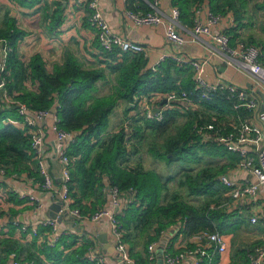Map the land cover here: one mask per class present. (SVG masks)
<instances>
[{
  "label": "trees",
  "instance_id": "trees-1",
  "mask_svg": "<svg viewBox=\"0 0 264 264\" xmlns=\"http://www.w3.org/2000/svg\"><path fill=\"white\" fill-rule=\"evenodd\" d=\"M9 1L19 10L33 9L38 5L46 13L51 8L46 3H41V0ZM170 4L179 10V20L189 17L192 20L194 8L204 4L213 13L228 11L239 20L247 0H170ZM129 7L149 10L144 0H129ZM62 15L63 7L58 1L54 3L45 19L54 28L58 22L60 23ZM26 34L13 15H5L0 26V38L8 42L11 52L1 73L3 85L0 90L12 95L14 100L25 103L33 112L55 108L57 126L74 134L67 147V154L72 158L68 182L72 208H77L84 215L94 213L97 209L105 207L109 187H117L126 203L114 216L120 225V239L127 245L129 255L135 264L150 263L147 257L148 245L160 240L171 226H178L171 240L180 234L190 236L200 229L218 230L222 233L231 231L234 225L229 219L232 211L228 213L218 202L221 189L225 190V186H222L219 180V176L225 174L223 165L213 163L214 165L202 166L194 175L184 171L178 181L179 184H185L190 195L204 196L201 206H197L181 198L176 190L172 193L167 191L170 177L162 179L155 170H145L141 165L126 164L130 154L136 150V147L128 148L127 145L132 140L133 131L136 136L143 129V125L163 135L174 125L178 115L187 114L189 120L186 126L184 125V131H190V135L187 137L183 132L180 137L183 140L187 138L184 150L195 154L196 151L192 152L191 148L196 147L204 152L205 156H227L231 162L237 163L238 156L224 144L201 141L195 133L194 126L205 124L215 117V129L219 133H225L230 131L228 130L230 125L220 119L222 118L220 113L214 116L208 109H216L219 112L243 111L247 121L252 120L250 110L235 109L231 101L235 98L228 99L226 91H217L209 100L200 101L207 112L202 108L201 114L197 115L198 108L183 107L185 111L181 113L182 109L181 112L177 111L174 104L164 112L160 121L137 115L131 122L129 133L126 134L121 128L104 137L108 116L119 101L126 102L125 110L128 111L133 109V105L130 104L136 105L142 95L155 92L162 94L179 89L192 90V72L180 83L176 82L175 78V74L183 68L190 69V65L180 66L166 58L155 69L149 68L142 53L120 51L118 48L107 51L101 47L96 35L93 46L97 49L95 53L97 66L83 67L77 58L70 54L60 66L56 65L54 71L50 72L39 55L25 61L23 56L18 54L20 41ZM105 68L114 74L115 82L111 92L95 96L92 92L97 88V82L106 78ZM4 103L0 101V168L4 169L6 175L28 171L34 181L40 184L42 176L27 128L8 122L10 119H19V115L15 105ZM138 121H143V124H139ZM175 142L172 140L169 147L160 153L167 161H171L174 155H177L174 149L172 150ZM178 154H182L180 158L182 160L191 159L184 151L179 150ZM29 163L33 164V168L30 169ZM130 190L134 191L131 197L128 195ZM18 204L23 205L17 207ZM31 207L33 208V203L27 197H20L7 189L4 181H0V217L10 216L7 225H0V264H7L12 253L16 260L25 264H98L96 260L86 255L92 247L91 239L82 238L74 231L61 234L52 243L48 239L50 232L48 226H37L36 235H33L30 229L17 231L20 222L15 225L13 218L22 209ZM142 249L144 255L140 253ZM251 250L237 252L236 255L247 259ZM170 251L168 246L165 247L164 252ZM217 256V252L210 247L201 264H217Z\"/></svg>",
  "mask_w": 264,
  "mask_h": 264
},
{
  "label": "built area",
  "instance_id": "built-area-1",
  "mask_svg": "<svg viewBox=\"0 0 264 264\" xmlns=\"http://www.w3.org/2000/svg\"><path fill=\"white\" fill-rule=\"evenodd\" d=\"M149 10L133 9L126 6L123 10L124 16L135 25H162L164 35L168 41L181 43L184 39L177 31L179 25V10L176 7H171L167 15L159 10V0H144ZM76 7L84 9L87 13V22L96 31L97 38L101 47L107 51L118 48L120 51H132L143 53L145 47L143 45L128 40L118 33L114 32L105 19L100 6L99 0H72ZM202 5L196 6L193 10L191 29L196 36H211L217 46L209 49L205 57L188 58L179 55H162L160 60L170 58L180 66L190 65L192 68L193 89L186 90H170L165 93L155 92L152 94L142 95L137 104L139 105L138 114L147 119L160 121L163 118L164 112L170 109L175 103L183 101L190 105H197L200 101L209 100L217 91H226L227 98L234 97L231 100L235 109L245 108L252 112V120L257 122L243 120L239 125H230L233 130L219 133L215 129V117L205 124L194 126L195 133L201 141H216L224 144L229 150L233 151L238 156L236 166L249 172L255 179L254 182L240 183L229 178L226 174L219 176L220 182L228 189L229 195L232 197L256 198L259 193L264 196V110H261L263 103L257 95V91L261 90L264 93V62L261 59L260 48L253 44L242 40H236L231 44L230 35L226 31L213 33L211 27L217 25L223 18L221 13H213L208 10L205 20L201 18ZM11 52V47L5 39L0 38V72L4 70L8 55ZM215 57L221 60L225 65L241 72L253 80V86L249 89L237 87L232 83L222 81H210L203 75V65L210 57ZM3 85H0V89ZM0 101H4L5 105H15L19 119H10L8 122L19 127H26L31 139V147L34 157L37 160L38 169L42 176V182L37 183L41 189L52 191L55 188L53 177L49 171L47 160L43 154V133L37 126V123L49 115L50 110L31 111L30 108L22 102L13 99V96L6 91L0 90ZM165 99L164 103H161ZM160 101L159 105H154ZM58 106V104H57ZM53 110L52 130L57 137L62 140V146L57 151V161L60 164V182H59V200L61 203V211H67L77 220L96 221L101 217L109 220L111 231L114 236V249L117 253V262L122 264H135L134 259L129 255L127 245L121 241V231L118 220L114 214L120 202V191L117 187H109L108 199L112 206V210L107 207L99 208L94 213L82 214L77 208L70 206V196L68 193V182L70 180V167L72 158L67 154V147L73 140L74 134L69 131L60 129L57 126L58 117ZM6 174L3 168H0V181H4ZM129 197L134 195V191H128ZM20 197H27L33 203V210L38 211L42 208L43 202L38 194L25 193ZM126 200V199H125ZM252 222L256 221L252 217ZM18 219L13 218V223L18 224ZM48 226L50 232L48 234L49 242H54L61 234H68L67 229L60 230L56 219L45 218L36 223L26 224L21 223L19 230L26 231L30 229L33 235L37 234V226ZM173 231L178 226H172ZM166 234V233H165ZM193 238L196 245L192 251V264H201L202 258L207 255L208 248L212 247L217 253L222 255L227 250L226 235L218 230L209 231L202 229L194 233ZM156 242H152L147 247V257L150 260L149 264H153L155 259ZM164 247V246H163ZM162 251L164 264H179L183 256L182 253L171 254ZM87 257L96 260L98 264H107L102 255L93 252L92 248L87 252ZM250 264H261L264 259V248L256 247L254 252L248 255ZM7 264H25L14 258V253L10 254Z\"/></svg>",
  "mask_w": 264,
  "mask_h": 264
},
{
  "label": "crops",
  "instance_id": "crops-1",
  "mask_svg": "<svg viewBox=\"0 0 264 264\" xmlns=\"http://www.w3.org/2000/svg\"><path fill=\"white\" fill-rule=\"evenodd\" d=\"M41 1V3H46L43 2V0ZM56 1H59L62 4L63 14L74 13L76 15L82 13L84 10L80 7H76L72 3V0ZM99 6L109 26L114 32L145 47V51L142 54L146 57L147 67L149 68L155 69L161 62L160 57L165 54L185 56L188 58H201L207 55L209 49H213L217 46L215 40L211 36H196L193 33L191 29L192 20H190V17L186 19L181 18L179 21V25H177L176 29L184 41L181 43H175L167 40L162 25H135L127 19L123 14V10L126 6H129V0H99ZM202 6L201 18L205 20L209 7L206 4ZM171 7L170 0H159V10L165 15L169 13ZM27 11L29 12V10ZM223 12L221 13L223 18L220 22L211 27L213 33L226 31L230 35L231 44H234L236 40L252 42L260 48L261 58L264 61V0H247V5L245 6L242 17L239 20H236L231 12ZM82 16L84 17V15ZM82 22L81 25L86 26L92 31L90 41L83 45L84 52L88 53V57L91 61L97 63L95 59L97 49L93 46V39L96 37V31L94 28H91L86 19L83 18ZM191 72V68H183L177 74L174 73L176 82L180 83L182 80L186 79ZM203 75L210 81L232 83L241 88L249 89L253 86V80L251 78L225 65L221 60L213 56L204 63ZM124 103L125 102H122L120 105ZM156 104L159 105L160 101L154 103V105ZM132 105L133 109L128 111L125 110L122 119L126 118V121H131L134 117L139 115V105L133 103ZM183 107H191L192 109L198 108L197 111L199 112L197 115L201 114L200 109L202 108L204 112H207L206 107L200 103L197 105H190L183 101L175 103L174 109L181 112ZM184 111L185 109H182L181 113ZM208 111L214 116L215 114L220 113L219 115L222 117L220 119L228 125H239L245 120L243 111L225 110L219 112L216 109H208ZM111 112L116 115L115 110H112ZM119 115L120 114H118L117 118L118 120H121L119 119ZM180 115H178V117ZM52 118L53 117L47 115L43 120L37 123V126H39L43 133V154L47 160L49 171L55 183V188L52 191L41 189L28 171H21L19 174H7L4 179V185L6 188L10 191H14L19 196L25 193H34L38 194L42 199L43 206L40 210L34 211L32 207L24 208L14 217L21 223L32 224L48 218L49 215L54 212L52 207L53 204L60 202V187L58 182V179L60 180V164L58 163L57 158L54 159V155L61 148L62 140L57 137L56 133L51 128ZM130 121L129 124L131 125ZM253 121L254 120H251V122ZM254 122H257L256 119ZM122 128H125V126L123 125ZM129 130L130 129H126L124 132L127 134L130 132ZM228 130L231 131L233 128L228 126ZM206 157L210 160L218 161L219 165H223L225 167V174L231 179L240 183H252L255 181L254 177L249 172L239 169L236 166V161L231 162L227 156L219 157L207 155ZM29 166L30 169L33 168L32 163H29ZM224 191L227 199L223 201L220 206L228 213L232 211L231 219L233 220L232 222H234V225H237V229H231L228 233H224L227 238V250L222 255L217 253V264H250V259H246L244 256L239 257L236 253L241 251L246 252L247 249H252L251 252L253 253L256 247L264 248V196H262V193H259L256 198H237L230 196L226 187ZM109 201L110 199L107 200L104 206L107 207L108 210H112ZM124 203H126L125 199L120 195V202L117 210L120 209ZM22 205L23 204H18L17 207H21ZM60 215L61 217L59 218ZM8 216L0 217V225H7L10 217ZM252 217H255L256 221L252 222ZM56 221L58 222L61 231L67 229L69 232L74 231L82 238L91 239V248L93 252L102 255L107 264H120L117 262V253L114 249L115 240L111 231L110 222L107 218L101 217L96 221L88 219L77 220L71 214L66 216L63 211L59 210ZM171 228L173 227L171 226ZM17 231H19L18 228ZM176 231V228L173 232H170L169 229L166 232V234L168 233V238L164 232L161 239L155 241L157 244L155 246V259L153 264H164L161 250L165 249L167 246L171 250L169 253L183 254L179 264H192V251L196 245L193 238L194 233L190 236H183L180 234L177 238L171 240V237ZM40 238L43 239L41 236ZM164 238H167L165 243L163 240ZM160 245H163L164 247H161ZM139 249H141V247ZM143 249L140 251L141 255H144ZM261 264H264V259Z\"/></svg>",
  "mask_w": 264,
  "mask_h": 264
},
{
  "label": "rangeland",
  "instance_id": "rangeland-1",
  "mask_svg": "<svg viewBox=\"0 0 264 264\" xmlns=\"http://www.w3.org/2000/svg\"><path fill=\"white\" fill-rule=\"evenodd\" d=\"M43 2H46V5H50L52 8L54 3L58 1L43 0ZM51 8L46 13L38 5L34 9L19 10L11 1L0 0V26L3 24L6 14L13 15L17 20V24L27 32L20 41L18 54L23 56L25 61L34 55H39L44 62V66L50 72L54 71L56 65L60 66L70 54H73L83 67L97 66L94 61L90 60L88 53L84 52L83 45L90 41L92 35L91 30L81 25L83 18L88 21L86 11L83 10L82 13L76 15L74 13L63 14L60 23L58 22L53 28V25L45 19L51 12ZM105 73L106 78L99 80L97 88L92 92L95 96L106 95L112 90L115 82L114 74L110 73L107 68H105ZM122 102L125 101H119L112 109L116 111V115L113 114L114 111L109 114L104 137L110 136L113 132L120 130L123 125L125 126L123 128L125 131L126 129H130L129 131H131L130 120L126 121V118L122 119L126 108V102L120 105ZM117 113L120 114L119 119L121 120H118ZM188 120L189 116L187 114L180 115L174 125L163 135L147 129L144 125L143 129L136 136H134L135 131H133L132 140L128 143L127 147H136V150L130 154L126 164L131 166L141 165L145 170H155L161 175L162 179L170 177V180L167 182V191L169 193L176 190L181 198L197 206H201L204 196L190 195L186 191V185H181L178 181L183 176L184 171H188L194 175L200 167L214 165L213 163H218V161L208 159L203 154L204 152L202 153L196 147L191 148L192 152L196 151L195 154L184 150L187 138L183 140L180 137H182L183 132L187 134V137L190 135V131H184V125L186 126ZM138 123L143 124V121H138ZM172 140L176 141L172 146V150L174 149L177 155H174L171 161H167L160 156V153L169 147ZM179 150L186 152L191 159H180L182 154H178ZM198 157L200 160H198ZM217 170L219 171L220 169ZM224 192L221 189L218 199L219 204L227 199ZM229 219L233 221L231 217ZM231 229L236 230L237 225H233Z\"/></svg>",
  "mask_w": 264,
  "mask_h": 264
},
{
  "label": "water",
  "instance_id": "water-1",
  "mask_svg": "<svg viewBox=\"0 0 264 264\" xmlns=\"http://www.w3.org/2000/svg\"><path fill=\"white\" fill-rule=\"evenodd\" d=\"M2 84V76H1V72H0V85ZM257 95L261 98V100H262V104H261V110H264V93L261 91V90H258L257 91ZM165 102V99H162V101H161V103H164ZM132 104H130V106H131ZM53 109H51V111L49 112V116L50 117H53V111H52ZM56 156H57V153L54 155V159L56 158ZM58 182H60V180L58 179ZM53 209H54V212H52L50 215H49V217L48 218H51V219H57V217H58V212H59V210H60V208H61V203L59 202V203H54L53 204ZM63 213H64V215H66V216H69V214H68V212L67 211H63ZM61 217V215L59 216V218ZM170 232H173V229H170ZM168 236V233L166 234V237ZM168 238V237H167ZM167 238H164L163 240H164V243H165V241L167 240ZM161 247H163V245H160Z\"/></svg>",
  "mask_w": 264,
  "mask_h": 264
}]
</instances>
